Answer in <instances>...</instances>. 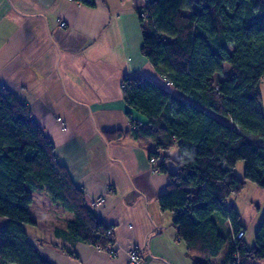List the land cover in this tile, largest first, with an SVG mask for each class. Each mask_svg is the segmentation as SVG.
<instances>
[{
    "label": "trees",
    "instance_id": "trees-1",
    "mask_svg": "<svg viewBox=\"0 0 264 264\" xmlns=\"http://www.w3.org/2000/svg\"><path fill=\"white\" fill-rule=\"evenodd\" d=\"M138 16L140 52L172 89L144 74L125 76L122 98L130 109V129L102 136L107 142L126 137L152 142L156 150L149 157L155 161L177 146L178 158L165 155L158 165L166 171L172 159L175 170L157 201L163 212L173 213L178 238L196 258L194 264H211L224 248V264H255L264 258V218L252 248L244 238L233 243L232 231L246 228L225 202L247 181L264 186V1L148 0ZM225 63L230 68L223 74ZM216 74L224 77L216 80ZM133 112L146 121L132 119ZM239 161L245 163L243 178L235 172ZM38 192L73 213L67 223L72 238L101 249L115 242L113 227L58 160L31 108L0 85V218L7 220L0 228V264H53L26 232V225L36 224L30 208ZM215 214L229 222V234L219 230Z\"/></svg>",
    "mask_w": 264,
    "mask_h": 264
},
{
    "label": "crops",
    "instance_id": "crops-1",
    "mask_svg": "<svg viewBox=\"0 0 264 264\" xmlns=\"http://www.w3.org/2000/svg\"><path fill=\"white\" fill-rule=\"evenodd\" d=\"M93 1L90 6L77 0H0V85L31 108L58 160L113 227L117 253L109 256L72 238L67 223L73 213L43 192L32 195L36 224L26 225V232L53 264H129L134 248L142 264H194L196 258L178 238L173 213L163 212L157 201L175 170L173 160L166 161V171L153 172L165 155L178 158L179 148L160 152L151 162L154 143L131 137L107 142L102 136L130 129V109L122 98L125 76L144 74L172 89L140 52L143 2ZM131 117L146 121L134 112ZM100 198L102 203L95 204ZM6 223L0 218V228ZM40 239L49 245L38 244Z\"/></svg>",
    "mask_w": 264,
    "mask_h": 264
},
{
    "label": "rangeland",
    "instance_id": "rangeland-1",
    "mask_svg": "<svg viewBox=\"0 0 264 264\" xmlns=\"http://www.w3.org/2000/svg\"><path fill=\"white\" fill-rule=\"evenodd\" d=\"M142 2V5H146L145 0H143ZM229 68V64L225 63L224 72L226 73ZM163 81L167 82L165 78L163 79ZM260 90L263 95L264 107V82L261 83ZM218 116L219 118L223 119L222 116ZM244 166V161H239L235 168V172L240 178L244 177ZM225 203L228 208L234 207L239 212V222L243 227L246 228L244 241H246V244L249 248H252L255 245L256 231L264 218V186H260L254 182L247 181L246 186L242 190V192L239 194L230 195L226 199ZM56 216L60 215L56 213L55 217ZM56 219L58 220V222L61 221V218L56 217ZM214 219L219 226V230L226 235L229 234V231L231 229L229 222L225 219H222L219 214H215ZM232 237H234V231H232ZM226 251L227 249L224 248L218 257H215L211 260V264H221L223 262V259L225 258ZM255 264H264V258L256 261Z\"/></svg>",
    "mask_w": 264,
    "mask_h": 264
},
{
    "label": "built area",
    "instance_id": "built-area-1",
    "mask_svg": "<svg viewBox=\"0 0 264 264\" xmlns=\"http://www.w3.org/2000/svg\"><path fill=\"white\" fill-rule=\"evenodd\" d=\"M145 2L147 3L148 0H145ZM141 16L146 18L147 17V14L146 13H141ZM61 26L63 27L64 26V23L61 24ZM170 84V83H169ZM151 162H155L154 159H151ZM159 168L158 167H154L153 168V172L157 173L159 172ZM102 203V198L98 199L95 204H100ZM110 235L113 234V231L112 230H109L108 231ZM245 234H246V231L244 229H241L240 231H238L237 233L234 234V237H232V241L233 243L236 242V240H242L244 237H245ZM101 249V248H99ZM103 250L105 253H107L109 256H115L116 253H117V250H116V242H113L111 244H109L107 247L101 249ZM235 261L238 262L239 261V258L238 256L235 255ZM143 263V259L142 257L140 256L139 252H138V249L134 248V249H131L129 251V264H142ZM230 264V263H228Z\"/></svg>",
    "mask_w": 264,
    "mask_h": 264
}]
</instances>
